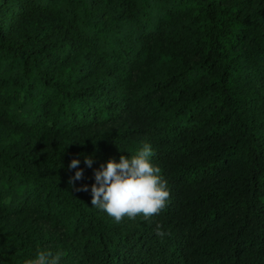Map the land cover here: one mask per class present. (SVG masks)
Listing matches in <instances>:
<instances>
[{"label": "trees", "instance_id": "1", "mask_svg": "<svg viewBox=\"0 0 264 264\" xmlns=\"http://www.w3.org/2000/svg\"><path fill=\"white\" fill-rule=\"evenodd\" d=\"M144 145L169 198L117 223L95 173ZM40 251L264 264V0H0V264Z\"/></svg>", "mask_w": 264, "mask_h": 264}, {"label": "clouds", "instance_id": "2", "mask_svg": "<svg viewBox=\"0 0 264 264\" xmlns=\"http://www.w3.org/2000/svg\"><path fill=\"white\" fill-rule=\"evenodd\" d=\"M151 155L150 145H144L130 159L121 156L118 163L112 160L107 162L106 167L95 173L96 183L91 187L92 206L104 210L117 223L125 216L134 218L142 214L147 219L159 214L166 206L170 193L166 182L159 176L160 168L150 162ZM85 163L91 167L92 160L86 158ZM78 164L79 160L73 159L69 168H77ZM82 176L83 171L78 170L74 179L79 180ZM81 190L87 191L88 188L85 185ZM156 235L160 238L166 235L159 225ZM60 256L59 253L53 257L51 252L40 251L36 259L28 264H57Z\"/></svg>", "mask_w": 264, "mask_h": 264}]
</instances>
